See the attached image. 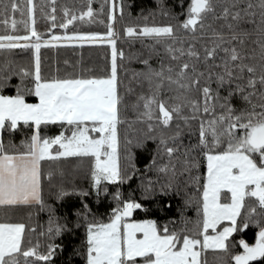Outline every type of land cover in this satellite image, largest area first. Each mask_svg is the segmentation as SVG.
I'll list each match as a JSON object with an SVG mask.
<instances>
[{
  "label": "snow or ice",
  "instance_id": "6c2138e0",
  "mask_svg": "<svg viewBox=\"0 0 264 264\" xmlns=\"http://www.w3.org/2000/svg\"><path fill=\"white\" fill-rule=\"evenodd\" d=\"M179 3L181 13H171L184 15L177 27L144 25L139 32L126 27L129 37L163 44L168 63L161 58L157 67L151 56L143 59L145 67L133 76L142 77L136 82H146L147 91L135 93L129 84L122 94L117 58L124 52L116 47L115 21L117 10L123 16L124 0H104L99 8L93 0L78 9L61 5L59 23L51 0L50 12L40 8L50 35L36 27L34 0L23 6L19 0H0V213L8 216L21 206L48 213L47 226L38 233L47 238L43 250L39 239H31L36 224L26 229L22 222H0V264H57V256L60 264H75L76 257L83 264H208V250L221 264H264V0H248L242 7L239 0H190L186 8L184 0ZM105 11L107 31L68 30L74 21L91 22ZM257 14V47L245 51L244 37L251 33L240 23L250 18L255 24ZM221 19L217 29L214 22ZM57 28L65 31H53ZM178 29L192 39L198 31L213 39L201 52L185 46ZM58 43L110 45V69L46 77L40 49ZM17 49L30 50L32 60L18 58ZM7 87L14 94H5ZM132 94L135 99L127 101ZM129 120L128 128L139 135L130 137L126 129L122 142L121 125ZM136 122L139 128H133ZM42 126L59 131L49 135ZM149 140L156 147L141 170L133 148ZM69 157L81 163L87 158L88 188L63 180L53 184L54 172L45 173L44 161ZM201 164L206 171H200ZM59 174L63 177V168ZM134 178L135 188L125 195L122 186ZM45 179L56 201L78 197L79 205L58 213L45 200ZM174 196L183 199L180 216L161 222L154 213L171 208ZM190 206L194 218L184 215ZM137 211L144 218H135ZM250 226L256 229L254 242L244 235ZM80 230L77 244L73 238Z\"/></svg>",
  "mask_w": 264,
  "mask_h": 264
},
{
  "label": "trees",
  "instance_id": "16d2710c",
  "mask_svg": "<svg viewBox=\"0 0 264 264\" xmlns=\"http://www.w3.org/2000/svg\"><path fill=\"white\" fill-rule=\"evenodd\" d=\"M21 5L23 6L26 3V0H19ZM51 0H34V3L37 5L36 9V17L37 23L36 27L45 35H50L47 33L45 29L50 26V22L42 15L40 12V8L44 7L45 11L50 12L51 8L48 7V4ZM84 0H55L56 4V15H57V23L60 22V17H62L63 13L60 10L61 5H67L69 7L79 8ZM190 0H184V7H187V4ZM248 0H239L241 7L246 4ZM104 3V0H93V6L95 8H99L100 5ZM3 5L0 4V11H2ZM165 12H169V15H165ZM171 13H181V5L179 0H124V13L123 16L120 15L117 10L116 16L117 19L115 21V28L117 33H119L116 40V47L118 50H122L124 52V57H118V64L120 65L119 78L121 80L120 91L122 94L125 93V86L131 85L135 89V93H139L141 90L147 91V83L144 82L143 85L138 84L137 80H142V77L137 76L134 77L133 73L138 72L143 69L145 66L141 63V61L149 56H151L150 63L154 66H159L160 59L163 58L164 63H168L167 53L164 51V45L156 43L150 37H141L134 36L129 37L125 34L126 27L132 26L135 27L136 30L142 31L144 25L153 26V25H164V24H172L174 27H177V20L183 19L184 15L181 14L178 17L172 15ZM17 19H19V12L16 14ZM99 19L94 18L91 22L87 20L84 21H74L73 25H69L68 30H80V31H99L105 32L107 31V11L104 13L96 14ZM2 19V17H0ZM100 19H103L105 23H101ZM250 18H245L241 21L240 27L247 32L251 33L250 36L244 37V45L242 46L245 51L250 50L252 47H257L253 43L255 40V32H256V24H259V14L256 17V23L253 24L249 22ZM224 21L218 20L214 22V26L217 29H220L221 24ZM21 34L23 32V26L21 25ZM53 31L63 32L64 29H54ZM223 31L227 32L228 29L225 27ZM3 32V26L0 25V34ZM191 33H185L182 29H178L176 32V36L179 39L183 40L185 46L188 44H193L196 49L203 52L205 44H209V41L213 39L210 35H200L199 31L195 34L196 38L192 39ZM179 39L177 43H179ZM171 43V41H169ZM234 43L239 44L238 41H234ZM210 46V44H209ZM153 49H158L159 52L153 51ZM18 58H22L24 60L31 61L32 60V52L30 50H20L17 49ZM222 54V53H221ZM40 57H41V66L42 72L46 77H51L54 75H59L61 77L66 76L68 74H85V69L91 70L92 73L99 74L102 69L109 68L111 63V47L107 44H61V45H46L42 46L40 49ZM3 57L0 56V60ZM67 61V63H65ZM18 82L17 77L12 78V83L15 84ZM5 94H14L15 89L13 87H7L4 89ZM27 99L32 102L34 101L33 96L27 97ZM135 99V94L126 95L127 101H132ZM127 115L132 117L134 113L131 109L128 110ZM128 123H131V120L121 125V139L123 142V136L125 134V130L127 129V134L130 137H137L139 133L137 131H133L128 128ZM139 122L133 124V128H139ZM42 131H46L47 134L52 135L59 131L58 128L53 126H48L44 128L42 126ZM70 134V133H69ZM22 134L17 133L15 140L19 143ZM184 142H188V133L185 132L183 137ZM195 140V137H193ZM155 142L149 140L145 143L144 147H134L133 151L136 154V163L141 170H143L144 165L148 163V161L152 158V151L155 149ZM44 163L45 173L50 169L54 172V177L52 183H58L61 180L66 185L71 186L73 183L88 188L90 175L88 172L89 162L87 158H84L83 163H81V159L78 157H69V158H61V161H49L46 160ZM63 168L64 175L63 177L59 174V169ZM201 172L206 171V164H201L200 168ZM186 175V174H185ZM137 184V179L134 178L131 182H126L122 187L125 192V195L128 194L130 188H135ZM55 189L52 188L51 191ZM137 193V197H138ZM44 197L45 200L50 204L56 205V210L61 215L63 214L65 207H72L79 205L78 197H69L65 203H61L55 200V197L50 193V185L47 179L44 180ZM90 202L92 201V197H86ZM183 204V199L180 196L172 197V207L167 209L164 212H156L154 215L161 222L167 220L169 217H177L180 216V208ZM108 206V202L105 201L104 204L100 207V212L103 213ZM93 207L96 205L93 203ZM29 211L32 212V215L29 216ZM184 215L187 217H195L196 210L194 206L187 207L184 211ZM134 217L137 219L144 218V214L141 211H137L134 213ZM47 212L37 211L36 208L29 209L26 206H21L11 213L8 216H5L3 213H0V222L7 220L8 222L17 223L22 222L26 224V229L30 228L32 224H36V232L31 234L32 242L35 243L37 239L43 244L46 241V237L39 236L38 233L41 230L40 226H47ZM256 229L255 226H250L248 230L245 231V237L250 241L254 242V233ZM83 235V231L80 230L77 235L73 238L75 243L80 242V237ZM235 235V234H234ZM65 242H67V237L64 238ZM25 242H27V231ZM57 243L60 242V239L57 238ZM66 255V253H65ZM226 259V258H225ZM57 264H60L62 260L61 256H57L55 258ZM208 264H221V261L212 253L211 250H208L207 254ZM75 264H83L82 258L76 257Z\"/></svg>",
  "mask_w": 264,
  "mask_h": 264
},
{
  "label": "rangeland",
  "instance_id": "374dc122",
  "mask_svg": "<svg viewBox=\"0 0 264 264\" xmlns=\"http://www.w3.org/2000/svg\"><path fill=\"white\" fill-rule=\"evenodd\" d=\"M59 45H61V44H64L65 45V43H58ZM58 44H55V45H58ZM111 47V46H110ZM54 147H56V146H54Z\"/></svg>",
  "mask_w": 264,
  "mask_h": 264
}]
</instances>
